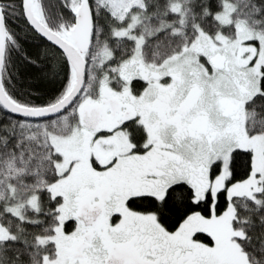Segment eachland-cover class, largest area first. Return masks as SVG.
<instances>
[{"label": "snow or ice", "instance_id": "snow-or-ice-1", "mask_svg": "<svg viewBox=\"0 0 264 264\" xmlns=\"http://www.w3.org/2000/svg\"><path fill=\"white\" fill-rule=\"evenodd\" d=\"M0 264H264V0H0Z\"/></svg>", "mask_w": 264, "mask_h": 264}, {"label": "trees", "instance_id": "trees-1", "mask_svg": "<svg viewBox=\"0 0 264 264\" xmlns=\"http://www.w3.org/2000/svg\"><path fill=\"white\" fill-rule=\"evenodd\" d=\"M26 46L30 51H35V46L31 42H29Z\"/></svg>", "mask_w": 264, "mask_h": 264}]
</instances>
